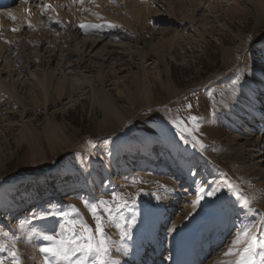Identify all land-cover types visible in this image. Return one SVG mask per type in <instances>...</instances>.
Segmentation results:
<instances>
[{"label":"rangeland","instance_id":"1","mask_svg":"<svg viewBox=\"0 0 264 264\" xmlns=\"http://www.w3.org/2000/svg\"><path fill=\"white\" fill-rule=\"evenodd\" d=\"M100 2L78 5L80 24L98 28L26 24L14 45L0 43V261L12 264L15 251L45 264L34 234L72 221L94 234L92 207L115 264H172L166 252L186 227L187 242L205 236L194 264H236L251 237L258 261L264 143L245 146L264 131V83L254 80H264L262 6ZM233 158L258 166L237 172Z\"/></svg>","mask_w":264,"mask_h":264},{"label":"snow or ice","instance_id":"2","mask_svg":"<svg viewBox=\"0 0 264 264\" xmlns=\"http://www.w3.org/2000/svg\"><path fill=\"white\" fill-rule=\"evenodd\" d=\"M81 27L98 28L100 26L81 25ZM109 27H114V25H109ZM181 131H187V129L181 128ZM100 203L104 205L107 204V202L104 201ZM108 211H111V209L109 208ZM92 213L93 219L96 222L94 234L85 223L80 224V231L77 232L75 221H72L70 230L65 229L64 225L60 224L59 231L52 230L44 231L43 233L36 232L34 234L35 238L40 240L41 246L39 247V252L44 255L45 264H115L111 258L108 238L103 231V220L97 215V207H92ZM33 219L39 220L40 217L34 213ZM97 235L99 239H97ZM125 235H127V233H125ZM245 235H247V233H245ZM255 248V237H251L248 246L244 248V254H242L241 259L238 260L236 264H256L255 257L257 253ZM227 254L231 255L232 253L230 251ZM259 255L261 264H264V253H260ZM11 256L13 257L12 264H22V261L18 258L17 252L13 251ZM0 264H3V261H0Z\"/></svg>","mask_w":264,"mask_h":264},{"label":"bare ground","instance_id":"3","mask_svg":"<svg viewBox=\"0 0 264 264\" xmlns=\"http://www.w3.org/2000/svg\"><path fill=\"white\" fill-rule=\"evenodd\" d=\"M59 1V5H57L56 8H54V5H52L51 7L52 8H46L40 4H38L36 6V8H31L29 14H25L23 13V10L21 8H19L18 6H15L12 7L10 6V8L6 11H3L1 14L2 16V20H1V24H2V27H3V32H7V30H4V28L6 29L8 27V25H12V24H15L16 23V26L19 27V26H24V28H26V24H29L30 27H32L31 29L33 30H37V29H44L45 28V25L47 24V21H53V23L55 24V26L58 25V23L61 21V26L64 27V25H68L69 22H72L74 21L73 18H74V14H80L81 12L83 13L84 10L80 12V9H79V6L78 5H81V4H84V2L86 0H75V4L72 2L70 3L69 0H58ZM256 2L257 5L259 6H262V11H264V0H254ZM96 2V1H95ZM101 3V2H100ZM102 4V3H101ZM100 4V5H101ZM75 6L77 7L76 10L75 9ZM135 6V5H134ZM74 8V9H73ZM133 8V7H132ZM137 8V7H136ZM53 9H55L56 11V14H54V12L51 13V11H53ZM82 9H84V7L82 6ZM89 9V8H87ZM79 10V11H78ZM39 11V12H37ZM37 12V13H36ZM32 13H33V17H32ZM138 13V12H137ZM10 14V15H9ZM84 14V13H83ZM81 14V15H83ZM4 15V16H3ZM136 15V14H135ZM136 17V16H135ZM0 24V25H1ZM54 26V30H56L57 27ZM141 28V27H140ZM13 28H11L12 30ZM15 29V28H14ZM80 30V28H79ZM1 31V32H2ZM148 32V31H147ZM2 35V34H0ZM20 38V37H19ZM16 35L15 37L13 38H8V41H6L7 39H5V43L7 42V45L5 44V46H12L16 43V41L20 40ZM88 39L85 38V40L83 41L85 44L86 41ZM4 40V39H3ZM91 40V39H89ZM80 41V40H79ZM78 41V42H79ZM78 42H75V43H78ZM82 43V41H80ZM97 42V41H96ZM80 44V43H79ZM93 44V43H92ZM96 44V43H95ZM78 45V44H77ZM84 45V44H83ZM80 46V45H78ZM85 46V45H84ZM82 50V48H81ZM86 50V49H85ZM84 50V51H85ZM89 51V50H88ZM74 54L76 52V54L78 55V53H82V51H80L79 49H76L75 51L73 50L72 51ZM87 52H85L86 54ZM83 54V53H82ZM71 55V54H70ZM82 56V55H81ZM50 57V56H49ZM67 57V56H66ZM86 57V56H85ZM51 58V57H50ZM60 59V58H59ZM129 60V59H128ZM80 62V61H79ZM81 64V63H80ZM78 65V64H77ZM80 66V65H79ZM45 70V69H44ZM14 72V70H13ZM79 72V71H78ZM10 73V72H9ZM46 74V77L49 76L48 79H45L47 80V82L50 83L53 81L54 77H55V74H52V72H49L46 71L45 72ZM90 73V72H89ZM14 74V73H13ZM44 75V76H45ZM38 77V76H37ZM255 81L257 82H260L262 81L264 83V80L261 79V77H255L254 79ZM47 83V84H48ZM41 86L43 87V90L46 89V85L45 84H42L40 83ZM48 85V87H49ZM229 87V86H228ZM239 90V89H238ZM46 91V90H45ZM237 91V89H236ZM245 92V91H244ZM224 99V98H223ZM228 101V99H227ZM227 103V102H226ZM180 132H184L186 133L185 131H181V128L179 129ZM261 131V130H259ZM156 142V141H154ZM262 143H264V131H261V134L260 136L255 140V141H249L248 143H246V148L248 146H255V147H260L262 146ZM64 144V143H63ZM65 144L66 146L68 147L69 143L67 141H65ZM225 151V150H224ZM237 151V148H233V149H227V153L231 156V155H234V152ZM241 152V150H239ZM244 151V150H243ZM227 154V155H228ZM242 154V153H241ZM236 155V154H235ZM239 156V155H238ZM236 158V157H234ZM233 158V159H234ZM235 160V168L238 172V170H242L244 171V173H249L251 171V169H255L256 167V163H249L248 165H245L244 161L241 159V162L242 163H239L240 161ZM34 163V162H33ZM241 164V165H239ZM258 166V165H257ZM258 169V168H257ZM257 171V170H256ZM255 174V173H254ZM246 175V174H245ZM259 179V178H258ZM258 179H251L250 182L252 183L251 185H254L253 183H257L258 182ZM260 182V181H259ZM256 185V184H255ZM261 200V199H260ZM189 234V232H187V227L184 229V233H183V237L180 239L179 243L176 248L172 251H167L166 252V257L169 258L171 257L172 260L174 261L172 264H193V259H194V256L196 255L197 253V245H203L204 244V238L202 236V233H195V235H192L191 238H192V243H187V241H185V238H186V235ZM204 235V234H203ZM205 237V236H204ZM187 243V244H186ZM186 244V245H185ZM144 245V247H143ZM142 245V250L144 253H146L149 249V246L145 243ZM159 250V247L158 249L156 250L157 252L155 253L156 255L158 254V251ZM142 253V252H141ZM140 254V253H139ZM155 255V256H156ZM137 256V255H136ZM141 256V255H140ZM141 257L138 258L137 262H141ZM166 258V260H167ZM218 260V259H217ZM216 260V261H217ZM220 261V260H219ZM256 264H261L260 262H257L255 261Z\"/></svg>","mask_w":264,"mask_h":264}]
</instances>
